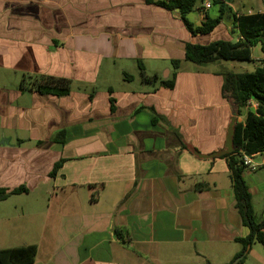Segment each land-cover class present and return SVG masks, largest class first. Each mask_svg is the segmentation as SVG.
Masks as SVG:
<instances>
[{"label":"crops","instance_id":"1","mask_svg":"<svg viewBox=\"0 0 264 264\" xmlns=\"http://www.w3.org/2000/svg\"><path fill=\"white\" fill-rule=\"evenodd\" d=\"M256 1L244 15L264 12ZM201 7L186 15L195 26L219 16ZM222 39H239L231 22L193 36L178 11L146 0H0V189L28 190L0 203L33 220L20 245L37 246L33 264H203L249 234L229 169L249 108L237 116L224 98V62L185 60L187 44ZM133 65L158 79H135ZM34 76L71 92L21 90Z\"/></svg>","mask_w":264,"mask_h":264},{"label":"trees","instance_id":"2","mask_svg":"<svg viewBox=\"0 0 264 264\" xmlns=\"http://www.w3.org/2000/svg\"><path fill=\"white\" fill-rule=\"evenodd\" d=\"M168 11H178L185 22L188 31L193 36L210 35L223 20L231 22L239 34V39L216 40L209 44L186 45L185 60L197 66H207L221 62H237L252 64V48L261 46L263 59L260 66L252 73H236L232 70L224 72L223 96L230 101L237 116L248 108L250 101L257 104V108L249 109L244 123H237L234 127V152L230 156L229 169L235 195V208L241 217L243 226L248 229L249 234L243 238H236L237 243L242 244V251L236 255L233 262L247 253L251 245L257 241L264 247V220L258 222L252 205V195L243 174L246 172L241 165L242 153L252 155L264 151V12L251 15H238L232 11L230 3L232 0H211L212 6L219 7V16L211 17L205 15L204 21L195 26L186 19V15L196 9L198 0H146ZM203 2V0H201ZM180 61L172 63L174 69L179 68ZM142 81L153 83L158 77L148 76L140 65ZM169 81V80H168ZM169 86L173 85L170 80ZM25 85L20 83L23 91H37L41 94L64 96L71 92L70 82L62 78L54 77H30ZM63 135L60 134V137ZM63 139V138H61ZM59 139V140H61ZM63 161L58 162L53 169L55 175L62 167ZM25 187L13 191L0 189V201L8 199L11 195L27 193ZM37 255V246L28 245L22 247L0 249V264H33ZM243 259L238 263L242 264ZM232 263V262H231ZM230 263V264H231Z\"/></svg>","mask_w":264,"mask_h":264},{"label":"rangeland","instance_id":"3","mask_svg":"<svg viewBox=\"0 0 264 264\" xmlns=\"http://www.w3.org/2000/svg\"><path fill=\"white\" fill-rule=\"evenodd\" d=\"M159 1V0H154ZM264 1V0H262ZM201 4V0L197 1V6ZM232 6V11L239 12L240 14H247L248 10L254 9L255 11L257 6L256 0H232L230 3ZM195 11V10H194ZM193 11V12H194ZM193 12H190L188 15L192 14ZM212 15L215 14V9L211 12ZM188 20V19H187ZM119 66V65H117ZM211 66V65H209ZM225 68L237 71H241V64L237 62H224ZM130 69V67L128 68ZM255 70V66L253 64H250L248 67H246L243 71L247 73H252ZM130 75L135 77V79L140 80L141 77V70L136 66L133 65L132 70L129 71ZM161 77H164V72L160 74ZM118 75L114 76V81L117 83L118 81ZM248 175V176H247ZM245 177L250 180L249 183L256 186L252 182H255L259 185V193L254 194L253 196V202H254V208H255V215L256 220L258 222H261L264 220V169L259 170L255 173L246 174ZM258 188V186H256ZM14 200L11 199L9 202L3 204L0 203V249L4 248H11V247H22L23 243L27 241L26 243L33 242V237L35 235V232L33 230L34 222L30 219H16L13 211H14ZM17 205V204H16ZM12 216V220H7V217ZM243 249L242 244L240 243H234L230 246H227L225 248H220L217 250H211L208 252L209 258L208 260L203 264H226L231 261L230 256L241 252ZM240 257H243L242 264H264V247L257 241H255L249 251L247 253H244ZM239 258V257H238ZM233 263V262H232ZM231 263V264H232Z\"/></svg>","mask_w":264,"mask_h":264},{"label":"built area","instance_id":"4","mask_svg":"<svg viewBox=\"0 0 264 264\" xmlns=\"http://www.w3.org/2000/svg\"><path fill=\"white\" fill-rule=\"evenodd\" d=\"M211 7V0H203L201 7L203 13L210 10ZM248 108L255 110L257 108V104H255V102L253 101H250L248 103ZM241 165L245 168L246 171L251 173L264 169V151L252 155L242 153Z\"/></svg>","mask_w":264,"mask_h":264},{"label":"water","instance_id":"5","mask_svg":"<svg viewBox=\"0 0 264 264\" xmlns=\"http://www.w3.org/2000/svg\"><path fill=\"white\" fill-rule=\"evenodd\" d=\"M241 65L242 66H247L248 63L245 62V63H242ZM242 259H243V257H239L232 264H238Z\"/></svg>","mask_w":264,"mask_h":264}]
</instances>
